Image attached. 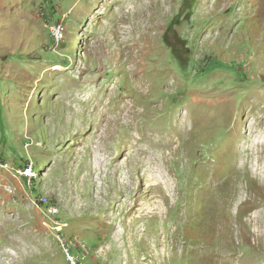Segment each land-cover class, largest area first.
<instances>
[{"label":"rangeland","instance_id":"obj_1","mask_svg":"<svg viewBox=\"0 0 264 264\" xmlns=\"http://www.w3.org/2000/svg\"><path fill=\"white\" fill-rule=\"evenodd\" d=\"M59 238L264 264V0H0V264H70Z\"/></svg>","mask_w":264,"mask_h":264},{"label":"built area","instance_id":"obj_2","mask_svg":"<svg viewBox=\"0 0 264 264\" xmlns=\"http://www.w3.org/2000/svg\"><path fill=\"white\" fill-rule=\"evenodd\" d=\"M49 29H50V32H51V35L53 38V42H54V44L56 43V45H57L59 43V41L62 40V35H63L62 24L60 22H54L50 25ZM32 167H33V165L31 164L28 168L25 169L24 173L31 176ZM62 240H64V239L59 238L61 245L64 246L63 248H64V252H65V256L67 258V261H69L70 264H76L74 258H72L69 254L71 252V248H66L65 243ZM74 241L78 243V241H76V240H74ZM70 243H72L71 239H70ZM83 246H84V244H83Z\"/></svg>","mask_w":264,"mask_h":264},{"label":"bare ground","instance_id":"obj_3","mask_svg":"<svg viewBox=\"0 0 264 264\" xmlns=\"http://www.w3.org/2000/svg\"><path fill=\"white\" fill-rule=\"evenodd\" d=\"M124 111V110H123Z\"/></svg>","mask_w":264,"mask_h":264}]
</instances>
